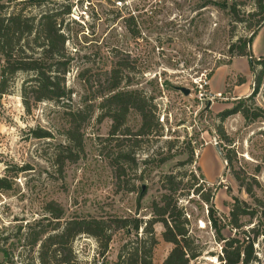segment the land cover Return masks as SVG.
Returning <instances> with one entry per match:
<instances>
[{
    "label": "rangeland",
    "instance_id": "obj_1",
    "mask_svg": "<svg viewBox=\"0 0 264 264\" xmlns=\"http://www.w3.org/2000/svg\"><path fill=\"white\" fill-rule=\"evenodd\" d=\"M232 1L0 0V15L21 11L38 17L46 10L55 14L72 58L66 74L69 103L72 107L94 105L82 128V153L60 167L55 154L67 144L63 136L67 108L42 101L27 113L19 96L23 73L15 75L10 94L1 96L0 177L6 180L4 188L0 187V248L8 252L5 256L0 250L1 264H38V245H29V233L48 221L44 208L49 201L64 208V218L117 216L145 221L152 217L153 201L163 204L160 176L169 172L178 175L180 187L194 183L203 184L202 191L210 187L222 235L254 238L258 262L252 264H264V120L246 121L240 113L228 116L222 123L228 142L218 131L217 116L242 94L231 92L233 84H254L260 66L255 64L253 71L247 58L232 55L229 46L238 37L248 36L264 11L255 8L254 0H235L245 20L236 22L229 12ZM252 46L254 60L262 58L264 27L259 28ZM117 62L124 76L120 88L142 90L157 106L160 130L137 136L136 144L134 136L111 138V119L99 118L98 105L108 92L110 71ZM3 63L0 54V66ZM220 84H226L223 90ZM180 87L189 88V93ZM255 101L264 108V77ZM126 123L136 131L140 116L131 111ZM33 130L47 131L50 137H35ZM166 140L173 143L170 150ZM117 144L124 152H132L121 159L125 171L119 178L111 165ZM167 154L173 155L161 161ZM235 175L253 185L258 201ZM236 198L248 212L240 217V228L230 224ZM177 205L184 211L199 253L190 264H222L218 255L223 241L216 238L208 219V204L190 192L179 196ZM163 230L162 223L154 224L157 243L152 261L157 264L173 247L162 239ZM142 238L141 232L136 236L116 230L103 249L95 238L79 235L72 242L75 264H124L118 258L122 246L140 243Z\"/></svg>",
    "mask_w": 264,
    "mask_h": 264
},
{
    "label": "trees",
    "instance_id": "obj_2",
    "mask_svg": "<svg viewBox=\"0 0 264 264\" xmlns=\"http://www.w3.org/2000/svg\"><path fill=\"white\" fill-rule=\"evenodd\" d=\"M40 1V0H38ZM254 6L259 11H264V0H254ZM229 12L231 18L236 22H244V16L240 15V9L235 0L232 1ZM244 14V13H243ZM253 16V12H248ZM55 14L44 11L40 16H27L21 11H13L0 15V54L4 58L0 66V98L4 94H10L9 85L13 83L15 75L25 74L21 81L20 98L24 110L30 113L32 108L39 102L49 101L60 107H66L65 117L68 126L64 129L63 136L67 144L60 146L56 152V161L62 167L65 161L74 162L83 151L84 123L91 117L94 111L93 104H81L72 107L71 90L66 85V74L69 71L72 58L66 48L67 37L60 28ZM248 28L251 27L249 24ZM264 27V17L257 20L248 36H240L229 46L232 55L243 56L248 59L249 67L254 71L255 64L260 66L255 76L252 91L243 98L235 99L236 102L230 108L217 113L220 121L218 131L225 141L230 138L225 134L223 121L230 115L240 113L246 121L264 120V108L258 106L255 97L261 87L264 77V56L254 60L252 53V42L259 28ZM122 64L118 63L110 71V85L107 93L104 94L98 107L101 109L99 118L109 117L112 121L109 134L111 138L119 140L118 136L130 137L148 136L156 134L160 130L157 116V106L152 98L138 89H121L123 82ZM135 111L140 116V125L136 131H132L127 125V116ZM35 137H50V133L43 130H33ZM128 138V139H127ZM124 141V140H122ZM133 144V145H135ZM172 141L166 140L168 150L172 148ZM111 165L115 176L119 178L124 174V162L122 158L130 152H124L123 147L117 144ZM173 154H167L161 161L170 158ZM134 162V156H131ZM228 163L231 157H226ZM161 177V185L164 192L161 194L163 204L152 202V217L143 221L138 217H117L105 219L93 216L74 215L64 218V208L55 201H49L44 210L45 219L48 221L42 224L35 232L31 231L28 241L34 247L38 245V264H75L76 256L73 251L72 242L75 237L85 234L95 238L101 243L103 249L107 248L108 242L114 231L123 229L126 233L139 232L144 235L140 243H125L118 258L124 264H157L152 261V253L157 239L154 232V224L162 223L164 230L161 233L162 239L173 244L167 256L160 264H190V259L199 255L193 238L189 234L188 220L182 208L178 207L179 196L190 195V192L203 200L207 207L208 219L215 230L216 238L222 243V251L219 260L222 264H252L258 262L257 256L253 254L254 238L240 240L237 237H224L221 233L217 220L214 216V204L212 201L211 188L202 191L203 184L194 183L188 188L180 187L177 180L178 175L169 172ZM241 186L245 187L247 193L258 198L253 192L252 184H244L243 180L235 175ZM6 180L0 177V187ZM256 182L255 184H257ZM258 185V184H257ZM186 189V190H185ZM245 204L244 202H242ZM248 214L240 201L236 198L230 210V224L234 228H240L239 222L242 215ZM249 231H254L251 228ZM245 234V231L243 232ZM247 238V237H245ZM5 256L8 252L0 248ZM125 251V255L123 252ZM1 264V263H0Z\"/></svg>",
    "mask_w": 264,
    "mask_h": 264
},
{
    "label": "crops",
    "instance_id": "obj_3",
    "mask_svg": "<svg viewBox=\"0 0 264 264\" xmlns=\"http://www.w3.org/2000/svg\"><path fill=\"white\" fill-rule=\"evenodd\" d=\"M252 52L254 54V47L253 46H252ZM246 62H247V65L249 67V63H248V60L247 59H246ZM233 63H234V61H233ZM232 64L229 66V67H231V70L233 68V65ZM215 73H214V75H215ZM225 75H226V73L223 74V76H225ZM251 85H253V84H244V83H242V84H233L231 92L235 95L236 92H237V94H239L240 91H243L242 94H239V97L242 96V95H248L250 93ZM225 86H226V84H220L219 85V88L223 90L225 88ZM239 97H237V98H239ZM237 98H235V99H237Z\"/></svg>",
    "mask_w": 264,
    "mask_h": 264
},
{
    "label": "water",
    "instance_id": "obj_4",
    "mask_svg": "<svg viewBox=\"0 0 264 264\" xmlns=\"http://www.w3.org/2000/svg\"><path fill=\"white\" fill-rule=\"evenodd\" d=\"M180 90H181L184 94H188V93H189V88L180 87Z\"/></svg>",
    "mask_w": 264,
    "mask_h": 264
},
{
    "label": "built area",
    "instance_id": "obj_5",
    "mask_svg": "<svg viewBox=\"0 0 264 264\" xmlns=\"http://www.w3.org/2000/svg\"><path fill=\"white\" fill-rule=\"evenodd\" d=\"M216 96H220V93H216Z\"/></svg>",
    "mask_w": 264,
    "mask_h": 264
}]
</instances>
